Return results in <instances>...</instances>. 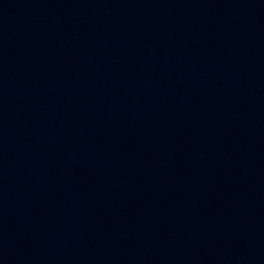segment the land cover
<instances>
[{
  "label": "water",
  "instance_id": "95a60500",
  "mask_svg": "<svg viewBox=\"0 0 264 264\" xmlns=\"http://www.w3.org/2000/svg\"><path fill=\"white\" fill-rule=\"evenodd\" d=\"M0 264H264V0H0Z\"/></svg>",
  "mask_w": 264,
  "mask_h": 264
}]
</instances>
